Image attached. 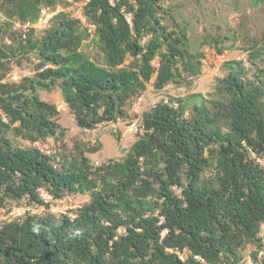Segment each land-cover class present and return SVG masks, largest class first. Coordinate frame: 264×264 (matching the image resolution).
I'll return each mask as SVG.
<instances>
[{
    "label": "trees",
    "instance_id": "16d2710c",
    "mask_svg": "<svg viewBox=\"0 0 264 264\" xmlns=\"http://www.w3.org/2000/svg\"><path fill=\"white\" fill-rule=\"evenodd\" d=\"M164 1L82 5L103 64L81 49L88 27L67 10L55 13L41 35L27 25L13 31L8 51L0 48V208L22 197L41 204L39 187L54 197L89 196L73 219L46 210L0 220V264H202L189 255L182 261L174 250L184 248L210 264H243L248 254L256 260L264 229V165L256 161L264 160V67L226 61L216 98L168 95L175 107L148 108L142 134L120 161L95 166L76 145L74 153L59 155L55 169L54 157L31 146L65 134L56 105L42 100L39 90L59 87L77 126L93 129L126 117V103L149 81L162 89L182 73H200L204 53L193 50L185 26L163 23ZM250 2L264 8V0ZM56 4L68 5L0 0V11L32 24L43 7ZM259 50L249 56L252 66L264 57ZM9 56L28 59L34 73L2 82ZM128 57L132 65H124ZM12 136L31 145L15 146ZM249 244L254 249L243 255Z\"/></svg>",
    "mask_w": 264,
    "mask_h": 264
},
{
    "label": "rangeland",
    "instance_id": "374dc122",
    "mask_svg": "<svg viewBox=\"0 0 264 264\" xmlns=\"http://www.w3.org/2000/svg\"><path fill=\"white\" fill-rule=\"evenodd\" d=\"M65 1L68 3L67 7L56 4L54 7L41 9L39 19L34 24L36 35H41L43 30L50 26L51 18L55 13L67 10L73 15L77 8L87 0ZM164 5L169 10L168 14L164 16L163 23L170 28L177 24L185 26L191 47L196 52L204 53L202 59H205V62H202L198 75L190 78V75L182 73L177 83H169L162 89H155L152 80L149 81L143 91L147 105L168 95L186 97L193 93H200L207 101L216 98L218 79L225 74L223 65L229 60L241 59L246 67L252 69L264 67V57H257L254 60L255 66H252L251 59H249V56L258 49H261L260 52L264 51V38L261 39V30L264 25L263 6L252 7L250 0H165ZM27 24H20L14 19H8L0 11V48L8 51L14 43L13 31L16 29L23 31ZM82 25L88 27L90 34L83 41L81 49L95 62L103 64L102 54L94 40L93 28L85 21L82 22ZM9 57L4 62L2 82H19L23 77L34 73L33 64L28 59ZM132 63V58L128 57L124 65H132ZM153 64L157 66V60ZM249 75H251L250 72ZM38 92L42 100L56 105L58 109L56 121L65 128V134L60 139L62 142L60 157L74 153L76 145H78L84 149L85 154L95 166L109 161H120L137 138L127 125V120L130 118L127 108L129 101L125 105L126 117L101 123L100 126L97 125L91 129L88 134L82 135L74 115L63 101L59 87L55 86L49 91L39 90ZM12 139L15 146L31 145L24 136H12ZM209 175L210 172L207 170L205 176ZM69 196L70 201L66 200L68 204L69 202L83 204L89 200L87 194H69ZM28 203L30 201L27 197H22L19 200L7 199L6 205L0 208V220L5 221L8 211L10 213L18 207L31 206V211H43L42 207ZM123 231L122 228L119 229V232ZM253 249L254 246L251 244L246 245L242 250L243 255Z\"/></svg>",
    "mask_w": 264,
    "mask_h": 264
},
{
    "label": "built area",
    "instance_id": "2783aa9c",
    "mask_svg": "<svg viewBox=\"0 0 264 264\" xmlns=\"http://www.w3.org/2000/svg\"><path fill=\"white\" fill-rule=\"evenodd\" d=\"M113 1L114 0H110L111 3H113ZM81 8H82V5H80L77 8L76 13H74L73 16L80 18L81 21L84 22L85 19L82 16ZM34 24L35 23L27 24V25H31L34 27ZM201 61L205 62V59L204 60L202 59ZM192 77L193 76L190 75V78H192ZM157 103L166 104V105L174 106V107L177 105V103L175 101L170 102L167 97H162L158 101H152L151 103H148L149 105H147L143 92L137 94L135 97H133L132 99L129 100L127 108H128V113L130 115V118H128V120H127V125L129 127V130L133 134H135L136 136L139 133L142 134L143 130H142V127L140 124L141 115L148 108L156 106ZM98 125L100 126L101 123ZM78 129L82 132V135H86L91 131L90 128H85V127L81 128L79 126H78ZM31 146L33 148H36L40 153L54 157L53 168L56 169L59 167L58 160H59V152H60L61 146H62L61 140L56 139L54 137L47 138L44 141L34 140L32 142ZM256 161L258 163L264 165V160L262 158H256ZM37 194H38V197L41 201V204L37 203L36 205L42 207L43 211L47 210L56 216H61L62 214H66L68 217L73 219L77 216L78 209L81 208V206H82V203L81 204H72L71 202H69V204H68L66 202V200L70 201L69 194H67L65 197H62V196L61 197H54L44 187H39L37 189ZM28 204H31V203H28ZM30 207L31 206H29L27 208L18 207L16 209H13L12 211H10V213L8 211L9 214L7 213L8 217L5 220L10 221L13 218L22 217L26 212H30V213H41L42 212V211H40V212L31 211ZM6 210H9V209H6ZM258 236L261 239L262 247L260 249H257L256 260H254L252 258V256H250L248 254L243 258L244 259L243 264H258L261 257L264 255V229H263V227L260 228V230L258 232ZM170 251H172V250L170 249ZM174 252L178 255V257L182 261H184L187 258V256L189 255V256H192L194 259L199 260L202 264H210V263L206 262L200 255L192 254L189 249L184 248L182 251L174 250Z\"/></svg>",
    "mask_w": 264,
    "mask_h": 264
}]
</instances>
